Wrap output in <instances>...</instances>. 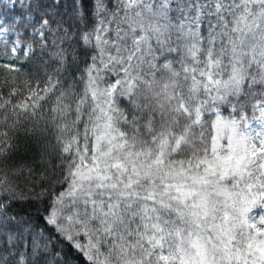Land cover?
<instances>
[{
    "label": "snow or ice",
    "instance_id": "6c2138e0",
    "mask_svg": "<svg viewBox=\"0 0 264 264\" xmlns=\"http://www.w3.org/2000/svg\"><path fill=\"white\" fill-rule=\"evenodd\" d=\"M0 67V264H264V0H0Z\"/></svg>",
    "mask_w": 264,
    "mask_h": 264
},
{
    "label": "trees",
    "instance_id": "16d2710c",
    "mask_svg": "<svg viewBox=\"0 0 264 264\" xmlns=\"http://www.w3.org/2000/svg\"><path fill=\"white\" fill-rule=\"evenodd\" d=\"M9 71L0 67V85H2L3 80L6 75H9ZM29 213L35 219L37 216V211L35 208L28 209ZM40 212L43 213V207H41ZM64 251L68 254L69 264H87L84 260L82 254L76 252L74 249H71L70 246L65 244Z\"/></svg>",
    "mask_w": 264,
    "mask_h": 264
}]
</instances>
